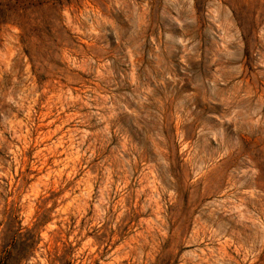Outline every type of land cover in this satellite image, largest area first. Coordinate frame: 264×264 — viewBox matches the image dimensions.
Here are the masks:
<instances>
[{"label":"rangeland","instance_id":"obj_1","mask_svg":"<svg viewBox=\"0 0 264 264\" xmlns=\"http://www.w3.org/2000/svg\"><path fill=\"white\" fill-rule=\"evenodd\" d=\"M0 264H264V0H0Z\"/></svg>","mask_w":264,"mask_h":264},{"label":"bare ground","instance_id":"obj_2","mask_svg":"<svg viewBox=\"0 0 264 264\" xmlns=\"http://www.w3.org/2000/svg\"><path fill=\"white\" fill-rule=\"evenodd\" d=\"M221 76V75H220ZM227 78V77H226ZM229 78H231V77H229ZM227 80H229V79H227ZM243 80V79H242ZM244 81V80H243ZM246 83H248L247 81H245ZM243 84V83H242ZM242 84L240 85V86H242ZM250 90V89H249ZM247 92V91H246ZM254 93V92H253ZM249 95V94H248ZM248 95H246V96H248ZM251 95V94H250ZM261 97H262V95H261ZM250 98V97H249ZM261 100V99H260ZM261 102V101H260ZM263 102V101H262ZM261 104V103H260ZM262 105V104H261ZM262 108V107H261Z\"/></svg>","mask_w":264,"mask_h":264}]
</instances>
